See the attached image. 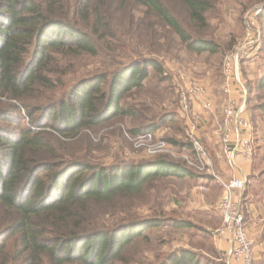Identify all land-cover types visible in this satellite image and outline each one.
Returning <instances> with one entry per match:
<instances>
[{
	"label": "trees",
	"instance_id": "trees-1",
	"mask_svg": "<svg viewBox=\"0 0 264 264\" xmlns=\"http://www.w3.org/2000/svg\"><path fill=\"white\" fill-rule=\"evenodd\" d=\"M220 1L0 0V264H125V250L161 225V210L150 207L145 216L108 227L100 221L128 211L152 182H189L198 176L195 170L169 153L107 164L91 153L102 148L105 138L96 133L116 122L132 123L116 128L124 139L170 127L161 138L177 151L191 149L177 135L182 127L186 131L180 88L173 98L169 95L174 106L164 109L157 91L171 90L169 77L156 57L141 52L115 66L110 58L109 65L69 86L64 78L76 70V59L126 52L129 39L122 40L120 32L132 35L136 46L139 30L146 36L144 46L166 56L177 46L194 54H221L219 43L205 36L209 14ZM257 21L263 36L264 5ZM261 45L263 52L264 38ZM151 81L149 104L127 102L134 93L137 100ZM246 87L247 114H264V57L260 77L246 81ZM255 178L250 172L247 184ZM171 226L198 228L180 219ZM199 230L215 258L182 247L155 257L154 264H223L220 256L221 263L215 260L211 232Z\"/></svg>",
	"mask_w": 264,
	"mask_h": 264
},
{
	"label": "rangeland",
	"instance_id": "rangeland-1",
	"mask_svg": "<svg viewBox=\"0 0 264 264\" xmlns=\"http://www.w3.org/2000/svg\"><path fill=\"white\" fill-rule=\"evenodd\" d=\"M262 5H264V1L221 0L218 3V6H216L217 9H215L214 12H210L208 17V29L205 36L212 37L217 42V44L219 43V51H221V54H209L208 52L194 54L186 52L180 46L178 47L176 45L177 48L170 52L172 56H166V53L162 51H160L159 53H155L154 51H152L153 48L144 46L142 43L146 41V36L139 30H136V46H134V43L132 41L135 40L132 35L125 32H120V37L122 40L129 39V41L126 42H128L130 46L128 47L126 52H113V56L100 55L99 57L95 58L81 57L79 59H76L74 60L76 70L64 78V83L69 86L77 78L89 72L104 68V64H110V58L114 59L115 66L119 63L124 64L132 60L136 57V54L138 52H141L142 55H153V57H156L158 61L163 64L165 73L168 75V80L171 83V90L157 91L158 94H160V96H162L163 98L165 105L164 109H169L174 106V104H172L170 101L171 96L172 98L175 96L176 86L179 88L182 87L185 81V77L198 78L203 83L208 94H212L213 98L215 97L214 99H216V102L215 107L213 108L214 114L212 112L210 114L208 110H206L208 112V115L206 114L207 118H205L203 112H195V118H197L198 115L197 119H194L192 113L189 114L190 117L194 119L196 128L198 127L199 129V127H201L202 133L204 131L207 132L204 135L208 137V144L211 145L212 142L215 141L214 137L219 136V124L223 117L222 104H224V97L222 93H220L222 82L220 63L222 53L231 42V44L234 45V42H236L237 39L243 36L245 31L244 19L247 15V12L254 7H261ZM120 28L130 30L126 25L120 26ZM262 37L264 38V34ZM262 37L261 40L263 39ZM263 57L264 51H261L253 60L242 64L243 69L241 73L244 79L248 81V83H254L260 77L262 73ZM152 94L153 81L146 83L145 89L140 93V96H138L137 100L136 93H134L132 98L127 99V102L134 103L135 105L136 101L149 104L150 98L148 97H151ZM253 103L255 102L252 101L251 105ZM158 109L161 108H156L155 112H157ZM248 113V116H251L250 114L254 116L253 121L251 120V122L253 126L252 140L254 150H256V152L255 157L253 158L254 171L252 170L251 172L256 176V178L253 180V187L254 189H258L256 190V194H258L264 188V174H262V169L264 168V114H254V112H250L249 110ZM214 120H216V125L213 126L215 134L212 132V127L210 128L211 125H214ZM121 123L119 124L118 122H116L114 124H111L106 129L96 133L97 136L100 133L105 134V138L103 139V141H101L102 148L91 153L92 158H96L102 163L107 164L118 160L136 161L144 157H149V155H147L144 151L136 149V146L134 145V142L132 140H130L129 138L124 139V137L119 134V131L116 130L117 127L124 129L125 127H129V124H132L125 122H123V124ZM181 129L182 133L179 132V134H177L181 138L179 139V141L184 140L188 143V140L186 138V131L183 130V127ZM158 131V137H165L170 132V127L162 126V128L158 129ZM214 145V150L216 149V147H218L214 151V158L215 160H218L220 152L222 153L221 146L218 144ZM174 152L176 156H172L179 159L182 158V155H185L187 157L193 156L191 153V149L185 150L183 152L177 151L174 147ZM212 170L215 175L220 177L219 172L215 169V167H213ZM195 173L198 176L194 179V183L186 182L185 180L178 178H167L166 180L164 179L162 181L159 180L156 182H152L148 186V188L145 189L143 194L138 197V199H136V203L128 208V211H125L121 214L110 215L100 221L103 226L108 227L111 226L113 222L119 219L129 218L133 215H136V218L145 216L149 212H151L150 210L146 211L150 208H154V210L156 211H158V209L161 210L160 216L165 219H160L162 221L161 225L153 227L144 232L145 235H147V239L139 236L125 250V256L127 259V262L125 264H154L156 262L154 261L155 257L159 260L171 250L182 247L194 248L200 253L202 257H205L207 259L215 258V255L211 251L212 247L209 239L207 238V235L199 229L204 227L206 228V226L211 228L215 226L218 227L221 224V220L219 224H217L219 221L218 217L220 216V213L218 214V212L210 210V215L205 218L204 213L201 212L203 209H200L199 207L200 204L202 205L204 197L207 196L204 195V197H202L200 195L201 190L199 189V187L201 186V184L199 183L209 180L210 182H216V180L211 176L209 177L208 174H199L196 171ZM194 187L198 191L192 192V189H194ZM219 187L221 193V186L219 185ZM155 194L157 196H155ZM191 199H194V204H192V202L188 203ZM198 202L200 204H197ZM157 214L159 213L157 212ZM175 219L190 220L195 223L198 228H175L174 226H171ZM212 240L213 239L211 237L210 241L213 245ZM216 257L218 258L219 256L217 255Z\"/></svg>",
	"mask_w": 264,
	"mask_h": 264
},
{
	"label": "built area",
	"instance_id": "built-area-1",
	"mask_svg": "<svg viewBox=\"0 0 264 264\" xmlns=\"http://www.w3.org/2000/svg\"><path fill=\"white\" fill-rule=\"evenodd\" d=\"M262 10L254 7L247 12L244 19V34L237 39L232 48L226 52L221 62V93L224 97L222 104L223 117L219 124V142L226 166L230 171L228 178L215 175L212 163L205 145L198 135V127L194 119L202 109L213 111L215 102L208 94L201 80L185 77L179 89L180 109L185 119L186 138L190 144L193 156L182 155L185 163L199 174H208L221 186L218 200V211L221 224L211 231L215 241L223 239L227 248L220 255L223 264H251L254 253L252 240L247 234L244 224L242 206V191L248 177L242 163L250 164L254 154L253 126L247 107L248 91L246 80L241 73V64L257 57L261 51V31L257 17ZM196 112V113H195ZM190 113L194 119L190 117ZM200 116V113H199ZM158 130L140 133L127 138L134 142L136 149L147 155L169 153L176 156L172 144L158 137ZM202 192L206 187L200 186Z\"/></svg>",
	"mask_w": 264,
	"mask_h": 264
},
{
	"label": "crops",
	"instance_id": "crops-1",
	"mask_svg": "<svg viewBox=\"0 0 264 264\" xmlns=\"http://www.w3.org/2000/svg\"><path fill=\"white\" fill-rule=\"evenodd\" d=\"M210 97L213 98V95L211 94ZM214 102H216V99H214ZM200 108L201 107H199V111L203 112L205 118H207L206 114L208 115V112L210 114H211V112L214 114V111H208L207 112L206 110H202ZM216 120L213 121L214 125L210 126V128L212 127L211 129H212V132L214 134H215V131L213 130V126L216 125L215 124ZM202 127H204V126H202ZM206 133H207L206 131H204L202 133V128L199 127L198 135H199V137H201L202 142L204 143L207 151L209 152L208 154L210 155L212 166L215 167V169L219 172L220 177H223L226 179L230 176V171H229L228 167L226 166L223 154L220 152V156H219L218 160L217 159L215 160V158H214V155H215L214 151L218 147H216V149L214 150L213 146H215L214 144L220 145L219 144V136L214 137L215 141H213L212 144L209 145L208 140H207L208 137H206V135H204ZM242 166H243V168L246 171L247 176H248L251 172V169H252L251 163L249 165L242 163ZM184 180H187V179H184ZM186 182H188V181H186ZM189 182L194 183V180H191ZM199 184H201V186H204L207 188V190L205 192L201 191L200 192L201 194L199 193L202 197H204V195L207 196V197H204V199L202 201V205L199 202L197 203V204H200L199 208L203 209L201 212L204 213L205 218H207V216L210 215V212H211L210 210H214V211L218 212V214H219L217 205H218V200H219V196H220V187H219L218 183H216L214 181L210 182V180H209L206 182L203 181ZM253 184H254V182L252 181L250 184H247V186L245 185V187L242 191V196H243V194H245V197L242 198V202H243V199L245 200V203H243V205H244V220H245L244 224H245L247 234L250 237V239L252 240V245H253L254 257H253L251 264H264V188L262 189L261 192L256 194V190H258V189L257 188L254 189ZM194 191H198V190L194 187V189H192V192H194ZM194 194H196V193H194ZM255 195H256V197H255ZM188 197H190V196H188ZM194 199H191L188 203L192 202V204H194ZM203 203H204V205H203ZM218 218H219V221L217 224H219V222L221 220L220 216ZM215 227H217V226H215ZM215 227L211 228V227L206 226V228L205 227L204 228L211 232ZM211 237H212V234H211ZM212 239H213V237H212ZM212 242H213L214 248L217 251L218 256H220L225 251V249L227 248V243L223 239H219L217 241H215L213 239ZM215 260H216V262L221 263V261L218 260V258H216Z\"/></svg>",
	"mask_w": 264,
	"mask_h": 264
}]
</instances>
